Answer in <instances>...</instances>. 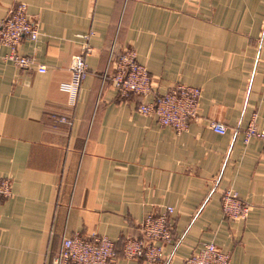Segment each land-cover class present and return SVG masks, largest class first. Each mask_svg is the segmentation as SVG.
<instances>
[{
  "label": "crops",
  "instance_id": "0c3cea01",
  "mask_svg": "<svg viewBox=\"0 0 264 264\" xmlns=\"http://www.w3.org/2000/svg\"><path fill=\"white\" fill-rule=\"evenodd\" d=\"M20 2L41 35L18 51L47 70L17 67L0 45V178L13 183L0 197V264H52L76 234L120 251L168 206L165 260L118 264H188L204 243L232 264H264V139L244 140L250 124L264 130V0H0V21ZM86 40L88 75L74 98L64 86ZM126 48L153 77L152 95L121 99L105 82L111 53ZM176 83L202 90L181 135L137 111ZM227 190L252 205L244 221L224 218Z\"/></svg>",
  "mask_w": 264,
  "mask_h": 264
},
{
  "label": "built area",
  "instance_id": "2783aa9c",
  "mask_svg": "<svg viewBox=\"0 0 264 264\" xmlns=\"http://www.w3.org/2000/svg\"><path fill=\"white\" fill-rule=\"evenodd\" d=\"M41 35V23L28 13L26 3L20 2L0 21V45L10 49L6 58L21 69H36L45 72L47 68L37 63L33 56L19 53L23 39L38 40ZM90 35L86 36L88 39ZM91 52L89 42L83 44V53L76 54L71 60V80L64 88L76 97L78 90L88 75L86 55ZM112 86L121 99L130 95L147 97L153 93V77L148 69L139 63L138 53L133 48H126L112 61ZM202 90L199 87L176 83L165 93L158 94L151 101H144L137 111L144 116H155L161 127L171 128L177 135L189 130L190 123L199 117ZM74 103V101H73ZM59 123L71 125L65 116L57 118ZM210 127L218 134H226L228 127L220 122H211ZM252 138L264 139V130H259L255 123L249 125L244 134L245 142ZM13 195V183L8 177L0 178V197ZM252 205L241 199L236 192L227 190L222 197V212L227 221H244ZM174 208L166 207L163 211L146 215L140 225V236L127 237L120 251L116 244L106 236L80 234L64 236L59 252L52 264H118L122 257L126 260H141L145 263H159L165 260L164 243L173 238L171 216ZM188 264H232L231 255L221 251L214 243H204L187 259Z\"/></svg>",
  "mask_w": 264,
  "mask_h": 264
},
{
  "label": "trees",
  "instance_id": "16d2710c",
  "mask_svg": "<svg viewBox=\"0 0 264 264\" xmlns=\"http://www.w3.org/2000/svg\"><path fill=\"white\" fill-rule=\"evenodd\" d=\"M121 53H116L115 51H113L111 53L112 54V61H114ZM110 57H111V55H110ZM110 57H109V60H110ZM112 75H113V68H112V65H109V63H108L107 74L104 76V80H105V82H106V80L109 81L111 83V85H112ZM138 236H140V234ZM138 236H136V237H138ZM116 248H117V246H116ZM117 250H118V248H117Z\"/></svg>",
  "mask_w": 264,
  "mask_h": 264
}]
</instances>
